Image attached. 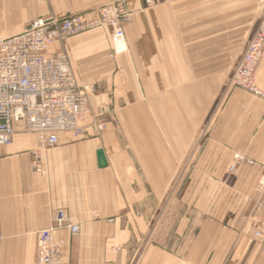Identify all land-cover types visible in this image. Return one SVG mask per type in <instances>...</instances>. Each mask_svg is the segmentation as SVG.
Segmentation results:
<instances>
[{
    "label": "crops",
    "instance_id": "0c3cea01",
    "mask_svg": "<svg viewBox=\"0 0 264 264\" xmlns=\"http://www.w3.org/2000/svg\"><path fill=\"white\" fill-rule=\"evenodd\" d=\"M110 1L0 0V34L36 17L93 15ZM154 1L126 0L120 49L107 26L48 46L49 55L66 53L79 84L93 85L88 112L105 125L89 117L82 135L59 132L45 149L15 125L12 143L0 145V264H33L36 233L58 208L79 225L77 234L54 231L65 242L59 264H264V239L252 235L264 184V101L227 84L264 0ZM256 79L264 89V54ZM173 188L201 220L190 242L166 251L159 212ZM191 218L177 215L178 234Z\"/></svg>",
    "mask_w": 264,
    "mask_h": 264
},
{
    "label": "built area",
    "instance_id": "2783aa9c",
    "mask_svg": "<svg viewBox=\"0 0 264 264\" xmlns=\"http://www.w3.org/2000/svg\"><path fill=\"white\" fill-rule=\"evenodd\" d=\"M155 2L154 0H147ZM131 18L125 0L100 5L93 15L68 13L36 17L21 31L0 36V145L12 143L15 125L35 133L40 149L58 143V133L74 138L82 135L90 117L98 129L104 128L101 114L88 112V99L94 91L89 83L79 84L68 66L65 52L49 55L48 46L82 31L107 26L112 39L123 37L124 25ZM264 53V13L237 60L228 85L240 88L264 101V89L256 79V67ZM239 158V157H236ZM34 170L40 169L36 153ZM230 166V170L235 169ZM255 205L259 214L252 230L256 240L264 239V184L258 186ZM66 228L77 234L79 225L70 222L63 208L55 210L50 226L37 231V254L33 264H59L65 242L55 241L53 233ZM1 239V238H0Z\"/></svg>",
    "mask_w": 264,
    "mask_h": 264
},
{
    "label": "rangeland",
    "instance_id": "374dc122",
    "mask_svg": "<svg viewBox=\"0 0 264 264\" xmlns=\"http://www.w3.org/2000/svg\"><path fill=\"white\" fill-rule=\"evenodd\" d=\"M112 1H116V0H112ZM112 1H110V2H112ZM125 2H126V0H125ZM106 3H109V2H106ZM154 3L155 2H152V1L148 2L147 1L148 6L154 5ZM101 5H103V4H101ZM263 13H264V9H260V17H262ZM21 27H22V25L14 31L21 29ZM11 35H12V33H11ZM0 36H8V35L0 34ZM112 43L114 45V40L112 41ZM245 44H244V46H245ZM244 46L240 50V54H239V56H237V60L239 59V57H240V55L244 49ZM236 62L237 61L229 63V69H228L229 71H228V77H227L228 82H229V78L231 77V74H232V71H233V68H234ZM228 82H227V84H228ZM181 196H182L181 190L179 188H177V189L173 188L172 190L171 189L167 190L166 193L164 194V198L162 199L160 212H159L160 219H161V221H160V246H161V248H163L166 251H171L174 248H176L175 246L185 244L186 241L190 242L191 239L193 238V236L195 235V233L197 232L198 227L200 225L199 221L201 220V217H196V215L198 214V211H196V207L184 205L183 202H181L180 200H177ZM175 198H177V199H175ZM185 212L187 213L188 217L191 216L192 218L190 219L191 222H189L187 229H186V232H184L183 235H181V234H178V232H176V229L178 226V222H177L176 218H177L178 214H184ZM255 212H257L256 207H255ZM156 224H157L156 221L154 223L152 220L149 222V230H150L149 235L150 236H151V232H152L154 226H156ZM158 228L159 227L157 226V229ZM147 240H148V238L146 239V243H147Z\"/></svg>",
    "mask_w": 264,
    "mask_h": 264
},
{
    "label": "water",
    "instance_id": "95a60500",
    "mask_svg": "<svg viewBox=\"0 0 264 264\" xmlns=\"http://www.w3.org/2000/svg\"><path fill=\"white\" fill-rule=\"evenodd\" d=\"M96 156H97L98 166H100V167L105 166L106 165V159H105L104 152L102 149H98L96 151Z\"/></svg>",
    "mask_w": 264,
    "mask_h": 264
},
{
    "label": "bare ground",
    "instance_id": "6f19581e",
    "mask_svg": "<svg viewBox=\"0 0 264 264\" xmlns=\"http://www.w3.org/2000/svg\"><path fill=\"white\" fill-rule=\"evenodd\" d=\"M115 39L118 40V39H120V37H116ZM121 47H122V43H121V41L118 40V41L116 42V48H117V49H120Z\"/></svg>",
    "mask_w": 264,
    "mask_h": 264
}]
</instances>
